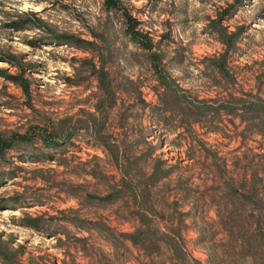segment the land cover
<instances>
[{
	"label": "clouds",
	"instance_id": "obj_1",
	"mask_svg": "<svg viewBox=\"0 0 264 264\" xmlns=\"http://www.w3.org/2000/svg\"><path fill=\"white\" fill-rule=\"evenodd\" d=\"M138 2L139 12L152 35L171 30L174 40L164 39L159 44H153L150 51H146L149 46L129 27L123 9L119 5L106 9L104 0H32L27 4V13L20 12L26 0H0V26L25 16L31 19L32 10H40L37 13L39 24L33 22L25 26L30 31L13 33L11 29L0 28V53L28 52L29 60L47 62V72L41 73V80L56 77L54 82L48 79V83L38 90L40 94H36L34 90L31 115L25 117L23 108L17 105L20 121L27 118L29 123L39 124L41 134L46 132L61 138L71 135L74 139L94 143L104 141L116 159L122 182L131 186L133 201L140 205V212L150 219H153L150 213H167L163 225L155 223L148 227L158 228V234L162 237L171 236L173 232L179 233L183 225L176 223L177 218L185 209L190 210L188 227L197 231L202 238L197 250L205 258L204 264H264V227L257 228L252 224L253 218L248 217L247 213H241L242 222L230 228L229 235L219 242L212 239V235L206 230L203 217L193 227L196 209L204 207L205 195L218 203L215 193L221 189L206 188L204 193H199L191 183L192 169H196L197 165L203 169V175L207 179L208 173L218 162L215 157L211 163L202 161L200 152L207 149L199 134L193 131L189 118L202 106L198 99L202 93L215 92L216 102L219 103L226 99V91L237 90L221 80L214 66L217 58L209 56L201 60L194 57L191 53L192 45H207L216 51L218 44H227L232 39L230 29L244 25V35H248L250 31L253 36H258L259 49L264 50V0ZM123 3L129 12L136 10L133 5L137 0H123ZM225 8L230 9L227 15L223 14ZM162 13L166 19L172 20L171 25L161 23ZM217 16L220 20L214 22ZM224 21L228 23L225 24ZM249 24H252L251 29H247ZM10 33L14 38L11 47L6 39ZM88 33L94 37L91 44L80 43L79 35ZM34 37L50 44L51 48L45 50L41 47L33 56L32 50L24 47L21 41L32 40ZM77 47L88 57L87 60L81 59L80 53H75ZM73 53L77 55V61L72 64V70L68 71L67 64L61 63V57ZM247 58L250 60L251 54ZM96 60L99 61V68L93 66L92 61ZM250 70L253 73L264 71V66H254ZM66 76H72L71 84L83 85L91 94L83 92L81 88L73 89L63 85L62 81ZM153 81L157 82L155 93L159 99L155 104H140L141 85L150 87ZM117 91L126 95L121 99L118 112L113 114L110 94ZM3 99L5 98L0 97V102ZM111 99L116 97L111 96ZM46 101L59 102L65 109L63 115L68 119L61 120L59 111H45ZM145 107L149 110L147 113ZM234 107L239 113L240 106ZM69 113L72 115L69 116ZM116 116L120 117V133L113 131L117 126ZM145 119L148 121L147 126L143 123ZM153 129L157 136L161 132L168 135L180 129V135L169 147L183 142L187 147L188 160L195 161L187 168L177 165L172 169L176 173V180H161L158 192L147 181L146 174L151 175L155 170L154 165L162 173H167L169 163L157 165L160 158L152 159L150 146L144 144V139ZM137 144L143 147L136 148ZM230 178L231 174L226 177ZM105 186L110 187L107 182ZM141 186L142 190L137 194L136 190L141 189ZM259 188L264 192V168H261ZM124 206L127 207L126 201ZM245 220L247 222H243ZM189 243L191 241H185L182 235L173 238V244L180 255L161 257V264H194L192 249L187 246ZM115 247L122 264H129L133 258L122 242ZM22 261L23 256L15 243L0 244V264H22Z\"/></svg>",
	"mask_w": 264,
	"mask_h": 264
},
{
	"label": "rangeland",
	"instance_id": "obj_2",
	"mask_svg": "<svg viewBox=\"0 0 264 264\" xmlns=\"http://www.w3.org/2000/svg\"><path fill=\"white\" fill-rule=\"evenodd\" d=\"M31 2L32 0H26L20 12L27 13V4ZM133 7L136 10L131 12L132 15L141 22L142 28L151 34L155 42L175 39L171 30L153 36L143 15L139 12L138 0ZM229 10V8L223 9V14L227 15ZM38 11L40 10L35 8L32 10L37 18H39ZM15 20L20 19L11 20L0 28L11 29L13 33L31 30L27 27L14 28L11 23ZM219 20L220 17L217 16L214 22ZM161 23L171 25L172 20L166 19L162 13ZM224 23L228 22L224 21ZM239 27L246 30L244 25H238L230 31H235ZM251 28L252 24L247 25V29ZM6 39L11 47L14 43L11 33ZM78 39L92 40L93 38L88 33L79 35ZM258 41L259 37L253 36L250 31L248 35H244L239 44V51L232 56L230 65L237 76L238 87L245 91L261 90L264 96V83H262L264 71L253 73L250 70L254 66L257 68L264 66V50L259 49ZM21 43L32 50L33 56L41 47L45 50L51 48L50 44L43 43L42 39L38 40L35 37L32 40H22ZM57 47L62 46L57 45ZM222 51L223 46L219 44L216 51L207 45L193 44L191 48L192 55L201 60ZM75 53H80L81 59L87 57L79 48H75ZM75 53L61 57V63L67 64L68 71L72 70V64L77 61ZM249 54H251L250 60L247 58ZM28 55V52L0 53V97L5 98L0 102V135L5 137L12 134H23L32 127L40 126L35 122L29 123L27 118L21 122L17 105L23 108L25 117L31 115L34 108V90L36 94H40L38 90L48 83V79L53 82L56 79L52 76L41 80V73L47 72V62L29 60ZM18 62L21 63L23 69ZM19 74H23L27 81L28 92H25L22 87H17L8 78V75ZM67 79H72V76H66L62 81L63 85L73 89L81 88L83 92L91 94L83 85L69 84ZM59 91L58 86L57 92ZM143 93L148 102H156L154 93L150 89L144 88ZM199 98L210 100L217 99V96L215 92H208L202 93ZM44 110L59 111L61 120L68 119L63 115L65 109L59 102L46 101ZM71 115L72 113H69V116ZM144 124L148 123L144 122ZM228 130H230L228 131L229 137L210 133L200 125L194 127L202 143L211 151H218L221 156H230L240 146V138L238 140L234 137L233 127L229 126ZM154 136L155 143L161 144L160 153L163 159L168 160L169 164L187 168L191 163H195L194 160H188L185 144H173L172 148L169 147L172 140L177 139L175 134L160 133L157 136L154 132ZM230 136L234 138L230 140ZM70 142L72 145L56 149L45 148L44 144L35 142L18 147L7 154V163L0 166V171H2L0 178V244L15 243L23 256L22 264H122L117 249L110 248L95 230H86L87 227H91L92 222L98 221L120 232L133 230L132 224L121 223L117 220L118 205L99 204L91 200L92 196L106 195L108 187L105 186V182L108 185L112 183L117 173L105 160V156L87 147L85 141L70 139ZM248 144L252 147L256 146L253 139H249ZM202 155L201 151L200 157L204 161ZM94 171L97 176L92 174ZM204 178L200 165L192 169L191 182L200 185L202 184L200 179ZM172 180H176V174L172 176ZM214 216L211 210L207 214L210 219ZM77 225L86 228L79 229ZM186 236L188 241H191L188 245L193 254L204 260L205 258L194 245V240L197 238L196 232L189 230ZM127 252L133 258L129 264H137L138 261L140 264L144 260V257L133 248Z\"/></svg>",
	"mask_w": 264,
	"mask_h": 264
},
{
	"label": "trees",
	"instance_id": "obj_3",
	"mask_svg": "<svg viewBox=\"0 0 264 264\" xmlns=\"http://www.w3.org/2000/svg\"><path fill=\"white\" fill-rule=\"evenodd\" d=\"M117 5H119L123 9L124 14H126L129 27L149 46L145 49L146 51H150L153 44L160 43L158 41L155 42L151 34L142 28L141 22L128 11L122 0H104V7L106 9ZM35 16L36 14L32 12L31 19L27 17L21 18L20 20H15L11 25L17 29L26 28V25L33 22L38 25L39 18ZM141 28L143 29L142 31ZM126 31H128V29H126ZM231 32L233 33L232 39L229 43L222 45L223 51L218 53V55H213L217 58L214 66L221 80L225 81L231 88L237 90L234 92L226 91V99L219 103L216 102L217 99L207 100L198 97L202 102V106L197 108L189 117L192 121L193 131L195 125L201 126L204 124L206 126L202 128H205L208 132L229 137L228 131L230 130L228 129L229 126H232L234 137L236 139L240 138V146H238L230 156H221L218 151H211L203 144L207 149V151H202V156L205 159L203 162L211 163L212 158L215 157L218 163L212 168V171L208 173L207 179H200L202 184L199 185L191 182L198 189L199 193H204L206 188L218 187L221 189V191L215 193V198L218 203L208 199V196L205 195L204 207L196 209L195 219L192 221L194 227L196 222L200 221L201 217H203L206 230L212 235V239L217 242H219L221 238L229 235L228 230L230 228L242 222L241 213H247L248 217L253 218L251 219V223L256 225L257 228L264 227V192L259 188V176L261 174V168H264V146H262V142H264V135H262V133H264V96L261 90L245 91L243 88L238 87L237 76L234 74L230 64L232 56L239 51V44L244 37L245 31L243 28L239 27ZM90 35L94 39L91 33ZM92 40L78 39L80 43L87 44H91ZM83 59L87 60L88 57ZM92 63L94 67L99 68L98 60L92 61ZM156 63H159V61H156ZM18 65L23 69L20 62H18ZM8 78L17 87H22L25 92L29 91L28 83L24 79L23 74L8 75ZM71 80L72 79H67L66 81L71 84ZM156 83V81H153L150 87L141 85L138 101L140 104L147 106L156 103L148 102L143 93L144 88L150 89L154 93L157 101L159 97H157L155 93ZM219 83L220 80L217 81V85H219ZM75 85L79 86V84ZM125 95L126 94L119 91L110 94V102L113 104V114L118 112L121 99ZM111 96H115L116 99L112 100ZM206 101H212L213 103H204ZM234 105L240 106L241 110L239 113H237ZM148 111L147 107H145V112L147 113ZM119 121L120 117L116 116L117 126L113 129L116 133H120L121 131L118 126ZM144 122L148 123L147 119H145L143 123ZM225 129H227V131H225ZM41 132V127L35 126L23 134H12L9 137L0 135V166H3V163H7V154L16 150L18 147L40 142L44 144L45 148L56 149L64 147L65 145H72L70 139H74L71 135H66L61 138L51 133L45 132L41 134ZM154 132L155 129L147 135L146 139H144V144L150 146L152 159L156 157L160 158V160L157 161V165L162 162L168 163V160L163 159L160 153L161 144L155 143L156 138ZM180 132L181 130L177 129L175 133H169L168 135L175 134L176 137H178ZM161 133L165 135L163 132ZM150 137L152 140H148ZM234 137L230 136L229 139L231 140ZM249 139L254 140L256 143L255 147L249 146ZM174 140L176 139L172 141ZM85 142L87 147L102 153L106 158L105 160L117 173V177L113 178V182L109 184L110 187H108L106 195L102 197L92 196V202L96 201L99 204L111 206L118 205L119 209L116 211L117 220L121 223H130L133 227L132 231L120 232L114 227L98 221L92 222L91 227H87L86 230L93 229L98 232L106 244L112 249H116L115 245H119L122 242L125 250L130 251L131 248L137 250L144 257V260L141 261L140 264H161V257L167 258L169 255L179 257L180 252L174 246L173 238H179V236L182 235L183 239L188 241L186 235L189 230H192V228L188 227L190 210L185 209L177 218L176 223L183 225L179 233L173 232L171 236L162 237L158 234V228L148 226L155 223L163 225L167 213H150L149 215L152 216L153 219L143 215L140 212V205L133 201L131 186L126 182H122L120 169L116 166V159L109 151L106 143L104 141H97L94 143L90 140ZM183 144L184 143L181 142L178 145ZM135 147L141 148L143 145L137 144ZM133 150H135V148ZM109 160L112 162H109ZM238 162L240 166H238ZM176 166L177 165L169 164L167 173H162L154 165L155 170L151 175L146 174L147 181L156 192L160 189L161 180L167 181L172 179V176L176 174L172 171ZM1 174L2 171H0V178ZM92 174L96 175L97 173L94 171ZM229 174H231L230 180L226 179ZM105 178L108 177L105 176ZM142 187L143 186H141V189L136 190L137 194L142 190ZM125 201L127 202L126 208L124 206ZM173 203H175V201H173ZM234 204L235 207L233 206ZM210 210L215 214L214 218L211 219L207 217ZM243 222L247 221L245 220ZM79 225H77L79 229L86 228ZM194 232L197 234L194 245L198 248L202 238L197 231ZM63 234H65V232ZM117 237H119V240H117ZM187 246L189 247V245ZM191 255L194 264H204V260L196 257L193 251Z\"/></svg>",
	"mask_w": 264,
	"mask_h": 264
}]
</instances>
